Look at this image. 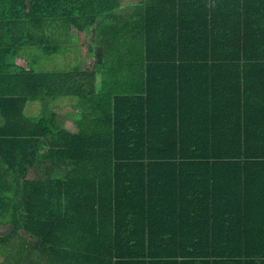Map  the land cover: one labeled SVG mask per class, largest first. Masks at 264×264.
<instances>
[{"label":"trees","instance_id":"trees-1","mask_svg":"<svg viewBox=\"0 0 264 264\" xmlns=\"http://www.w3.org/2000/svg\"><path fill=\"white\" fill-rule=\"evenodd\" d=\"M0 4L22 6L31 23H41L49 11L79 31L94 33L80 20L94 24L95 17L115 9L120 0ZM171 15H176L174 26L165 23ZM146 19L144 31L130 30L133 41L119 52L113 49L111 55L118 57L114 71L139 70L142 79V71L149 78L155 70L180 71L192 65L208 84L224 79L225 85L201 88L192 117L175 108L177 95L160 98L161 106L153 108L150 92L143 96L142 85L128 92L105 85L99 138L85 137L82 156L80 134L46 117L21 130H1L0 213L10 212L11 219L0 230V244L23 232L35 240L34 248L48 264H264V186L243 185L236 194L262 203L257 208L261 217L243 221L239 237L226 234L229 242L236 241L235 251H213L215 237L202 250L206 232L201 230L188 242L184 221L175 219V206L165 203L174 197L216 195L213 190L185 189L181 177L177 190L173 182L166 183V176L187 174L186 166H238L241 175H264L247 171L264 169V0H146ZM15 77L24 84L29 77L46 83L45 74L35 71ZM57 134L67 139L54 141ZM46 145L63 149H58V157L52 155L57 149L42 154ZM53 158L71 162L74 169L95 166L98 179L81 184L72 173L56 182L58 188L47 187L44 179H29L30 167ZM153 175L165 180L155 182ZM177 207L179 212L181 205ZM200 224L205 229V221ZM33 250L20 260L30 259Z\"/></svg>","mask_w":264,"mask_h":264},{"label":"crops","instance_id":"crops-1","mask_svg":"<svg viewBox=\"0 0 264 264\" xmlns=\"http://www.w3.org/2000/svg\"><path fill=\"white\" fill-rule=\"evenodd\" d=\"M24 12L22 6L0 4V131L21 130L29 123L46 117L54 121L59 128L80 134L78 151L82 156L84 141L87 139L85 137L89 136L95 141L99 138L102 115L99 110L103 104L102 92L105 90V85L115 92L134 91L142 85L143 96L147 95V91L150 92V107L153 108L161 106L160 98L165 99L167 95H170L173 99V96L177 95L179 99L175 108L185 110L186 114L190 112L192 117L193 109L196 115L200 89L215 86L222 88L226 83L224 79H219L216 84H208V79H200L203 74H199L192 65L180 71L155 70L150 72L149 78L146 72L142 71V79L139 78V70L131 69L111 70L106 76L102 66L97 65L102 51V44L100 45L99 41L103 35L108 36L122 28V24L128 23L140 24L144 31L147 22L146 0H120V4L115 9L95 17L94 24H87L83 22L84 20H80L81 24L94 28L95 32L86 34L85 28L80 31L81 37L78 42L83 46L84 53H82L83 71H78L77 86L72 88L70 86L72 81L64 80V77L68 78L67 75L71 74L70 70L58 71L53 64H51L52 71H46L50 76L46 75L44 85L37 80V77H29L28 82L24 84L22 79L15 76L33 71L44 74L43 70H37L35 66H38V62L46 56L37 57L36 55L38 53L56 54L59 49L57 43L59 32L71 28L78 30L65 17H55L53 12V15H50L48 11L46 19L41 23L37 21L31 23L30 19L24 17ZM166 22L174 26L176 15L165 19ZM127 41L126 43L133 41V37ZM81 72L86 75L83 76ZM176 72L180 73V79L176 77ZM57 135L54 141L63 142L67 139L62 134ZM45 140L50 141L49 138ZM55 149L57 151H54L52 155L58 157V149L62 150L63 146L51 149L50 145H46L42 147L41 153L49 154ZM21 154L24 156V151ZM1 168L5 170V166ZM95 170V166L88 165H79V168L74 169L71 162L53 158L39 160L34 167L29 168L28 172L29 179H44L48 182L47 187H54L56 182L66 180L72 173H77L78 182L81 184L91 182L93 179L97 180ZM183 171L187 174L166 176V183L173 182L174 189L177 190L181 177L180 183L187 190H213L216 193L213 197H174L165 202L175 206L171 208L174 218L184 221L185 226L181 231L187 241L193 242V238L197 236L196 231L201 230L206 232L202 237L206 240L202 250L206 249V245H209L214 237L216 244L213 251H233L234 248L238 250L236 241L229 242L226 234L235 238L239 237L242 233L243 221L260 218L261 212L257 208L262 201L259 198L248 199L236 194L241 191L240 188L243 185L252 188L264 186V175L258 173L241 175L237 172L242 171V167L225 165L186 166ZM247 171L264 172V169L253 167ZM208 172L214 175H209ZM153 179L155 182L165 180L162 175H153ZM253 190L259 192L263 189ZM231 193L235 195L231 196ZM178 204L181 205L179 212ZM200 220L205 221V229L202 228L203 224H200ZM206 222H211V229ZM174 229L177 231L176 225ZM89 232L94 234L95 230H89ZM20 235L27 236L23 232ZM24 262L35 264L33 255L30 259L25 257V261L21 259L18 264H24ZM43 264H47L45 259Z\"/></svg>","mask_w":264,"mask_h":264},{"label":"rangeland","instance_id":"rangeland-1","mask_svg":"<svg viewBox=\"0 0 264 264\" xmlns=\"http://www.w3.org/2000/svg\"><path fill=\"white\" fill-rule=\"evenodd\" d=\"M109 27V26H108ZM135 28H140V24L137 23H128L122 24V28L116 30V32L110 33L108 36L103 35L100 39L99 44H102V51L99 55L97 65L102 66L103 71L106 72V76L110 73L111 70L117 69L118 66V57L114 58L111 54L113 49L116 52L123 48L125 43L128 42L129 38L134 37L130 35V30ZM91 31H86V34ZM56 37V36H55ZM81 37L79 30L71 28L68 30H61L58 35L57 43L59 44V51L57 50L56 54H46L38 53L36 56H46L38 63V66H35L37 70H43L45 76L49 77V73L46 71H52L51 64L54 65L57 70H70L71 74L67 75L68 78L64 77L65 81L70 79V86L73 88L78 85L79 74L78 71H83L82 68V53H84V48L79 44L78 40ZM116 38V39H115ZM82 75L86 73L81 72ZM11 219V213H0V230L5 229L8 225L7 223ZM35 240L32 237H27L26 235H18L8 244H0V264H18L21 256L23 254H28L32 252L35 264H43L45 258L39 257V250L34 248ZM46 261V258H45ZM48 264V263H47Z\"/></svg>","mask_w":264,"mask_h":264}]
</instances>
